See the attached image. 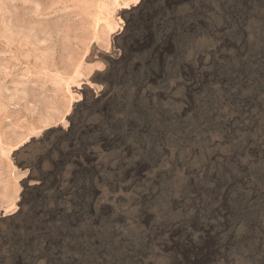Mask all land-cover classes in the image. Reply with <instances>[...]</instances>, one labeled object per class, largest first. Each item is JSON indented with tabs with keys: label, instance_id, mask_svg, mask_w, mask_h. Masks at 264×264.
Instances as JSON below:
<instances>
[{
	"label": "rangeland",
	"instance_id": "rangeland-1",
	"mask_svg": "<svg viewBox=\"0 0 264 264\" xmlns=\"http://www.w3.org/2000/svg\"><path fill=\"white\" fill-rule=\"evenodd\" d=\"M140 1L148 0H0L1 216L13 213L18 205L24 207L18 204L22 189L38 182L26 178L29 163L54 143L63 147L71 143L63 131L70 124L68 115L73 105L84 98L85 106L90 100L89 90L102 91V99L109 97L110 91L103 90V77L98 74L121 51L120 39L114 36L129 24L124 11ZM164 4L165 11L153 10L149 15L151 21L163 25L158 28L162 39L153 51L158 67L144 91L150 100L170 106L180 119L191 121L202 117L210 99H219L231 90L232 83L219 72L233 56L243 54L245 37L229 39L231 26L218 23L214 2L164 0ZM197 4L200 10L193 18ZM186 36L190 38L185 42L188 48L177 63L174 43ZM144 38L139 46L149 52L156 42ZM165 67L178 71L167 74ZM251 107L246 105L239 115L229 114L230 130L225 136L211 131L205 137L206 144L189 150L183 157L191 163L189 167L178 163L174 146L169 144H159L157 158L142 159L128 140L97 143L88 154L87 162L94 166L98 183L86 215L80 214L77 203L66 202L68 198L62 201L58 214L70 217L71 211L75 215L71 231L85 225L97 231L110 226L115 237L133 233L143 238L145 253L138 260L140 264H250L251 256L246 253L250 250L240 243L255 235L259 236L258 245H264V219L246 223L234 218L233 213L242 197L250 206L261 202L264 193L247 183L236 189L215 176L200 178L194 158L201 154L210 161L224 158L233 134L250 129L257 134L247 141L244 159L250 165L262 164L264 126L249 127L254 121ZM57 126L61 130L38 139ZM173 164L175 174L184 178L192 204L184 208L187 216L167 220L162 214L163 201L157 197L162 175ZM65 168L63 185L69 172ZM204 197H210L213 207L209 214L200 216L197 209ZM174 203L184 206L179 197ZM92 240L97 246V237ZM34 264L46 263L39 257Z\"/></svg>",
	"mask_w": 264,
	"mask_h": 264
},
{
	"label": "trees",
	"instance_id": "trees-1",
	"mask_svg": "<svg viewBox=\"0 0 264 264\" xmlns=\"http://www.w3.org/2000/svg\"><path fill=\"white\" fill-rule=\"evenodd\" d=\"M209 2H214L218 23L231 26L229 39L245 37L243 54L233 56L219 72L220 77H226L232 83L228 94L210 99L202 117L197 116L191 121L180 119L170 106L146 97L144 86L158 67V58L153 51L162 39L158 28L163 25L151 21L149 15L153 10L165 11V4L164 0L140 1L126 9L124 18L129 24L114 36L120 39L121 51L98 74L103 77L100 81L103 90L110 91L109 97L102 99V91L89 90V102L84 106L82 98L68 115L70 124L63 132L67 133L71 143L68 145L67 142L64 147L54 143V147L51 145L32 164L29 163L26 178L38 182L22 189L18 204L23 203L24 207L18 205L13 213L0 215V264H34L39 257H43L46 264H140L138 260L145 253L143 238H137L133 233H125L124 238L115 237L110 226L97 231L85 225L71 231L70 222L75 215L71 211L70 217L58 214L62 201L68 198L66 202L77 203V210L86 215L92 191L98 183L94 166L87 162L93 146L103 140L117 144L128 140L137 148L139 158L152 159L161 152L159 144H169L174 146L178 163L189 167L191 163L183 159L184 155L195 146L206 144L205 137L211 131L225 136L230 130L227 124L229 114H238L246 105L252 106L249 110L254 121L249 127L264 126V0ZM199 10L197 4L193 18ZM148 27L149 31H144ZM144 36L156 42L149 52L139 46L144 42ZM188 40L187 36L181 37L174 43L177 63L184 57ZM165 68L167 74L178 71ZM56 129L61 130L58 126L49 128L38 139ZM246 132L233 134L235 138L228 141V154L224 158L210 161L202 154L200 158H194V168L200 172V178L215 176L236 189L247 183L250 188L264 193V162L250 165L243 156L247 141L255 138L257 132L250 129ZM64 165L69 171L66 185L62 180ZM32 168L36 169L34 173ZM175 169L173 164L162 175V190L157 197L163 201L162 217L167 220L187 216L184 208L192 204L184 178L176 175ZM101 178L105 182V177ZM178 197L184 202L183 207L174 203ZM241 199L236 204L234 218L239 217L246 223L264 219V194L261 202L250 206L246 204L245 196ZM212 207L210 197H204L198 205V215L209 214ZM93 236L97 237V246L92 244ZM253 237L240 244L250 250L246 251L251 256L250 264H264V245L262 242L258 245L259 236ZM256 247L258 251H254Z\"/></svg>",
	"mask_w": 264,
	"mask_h": 264
}]
</instances>
